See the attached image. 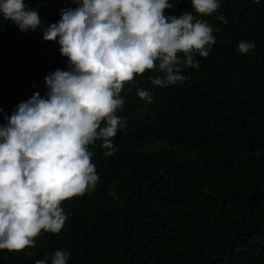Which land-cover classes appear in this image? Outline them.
<instances>
[{
  "label": "trees",
  "instance_id": "obj_1",
  "mask_svg": "<svg viewBox=\"0 0 264 264\" xmlns=\"http://www.w3.org/2000/svg\"><path fill=\"white\" fill-rule=\"evenodd\" d=\"M25 3L44 26L76 7ZM182 12H193L190 0L165 15ZM199 18L216 37L209 56H195L199 67L184 69L183 83L161 88L149 80L159 73L146 72L125 85L118 150L106 157L102 141L89 146L95 189L62 204L59 233L42 232L24 251L0 250V264H36L57 249L70 253L68 264H264V0H220ZM240 41L255 46L241 54ZM59 49L58 39L0 15V124L37 92L46 97L49 74L69 70Z\"/></svg>",
  "mask_w": 264,
  "mask_h": 264
},
{
  "label": "clouds",
  "instance_id": "obj_2",
  "mask_svg": "<svg viewBox=\"0 0 264 264\" xmlns=\"http://www.w3.org/2000/svg\"><path fill=\"white\" fill-rule=\"evenodd\" d=\"M58 22L44 26L25 0H0V15L23 32H43L68 59V71L45 78L46 97L37 92L0 124V250L34 248L42 232L59 233L67 219L62 204L95 189L98 182L90 145L102 141L104 156L118 149L113 138L126 121L117 115L125 85L146 72L164 88L183 83V70L209 56L212 16L220 0H190L193 12L165 15L180 0H71ZM259 2V0H257ZM195 13V14H193ZM217 19L227 24L223 15ZM254 42H238L247 54ZM131 91V89H129ZM151 102V93L136 87ZM2 111V110H0ZM31 255V253H28ZM57 249L36 264H68Z\"/></svg>",
  "mask_w": 264,
  "mask_h": 264
}]
</instances>
